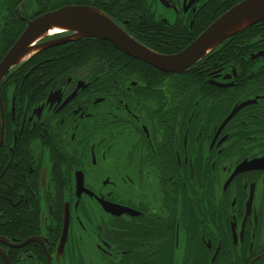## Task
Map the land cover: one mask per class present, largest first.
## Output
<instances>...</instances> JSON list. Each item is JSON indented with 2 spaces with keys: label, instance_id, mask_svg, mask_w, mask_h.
I'll return each mask as SVG.
<instances>
[{
  "label": "flooded vegetation",
  "instance_id": "obj_1",
  "mask_svg": "<svg viewBox=\"0 0 264 264\" xmlns=\"http://www.w3.org/2000/svg\"><path fill=\"white\" fill-rule=\"evenodd\" d=\"M81 1L173 56L211 0H138L130 20L124 0ZM41 3L0 0V56ZM89 40L0 87V264H264V38L181 74L92 61Z\"/></svg>",
  "mask_w": 264,
  "mask_h": 264
},
{
  "label": "water",
  "instance_id": "obj_2",
  "mask_svg": "<svg viewBox=\"0 0 264 264\" xmlns=\"http://www.w3.org/2000/svg\"><path fill=\"white\" fill-rule=\"evenodd\" d=\"M263 21L264 0H244L217 18L184 50L173 56H162L138 44L102 11L90 6H65L27 22L24 31L0 61V84L12 69L37 54L55 45L81 39L107 42L125 56L158 71L181 74L227 39ZM64 33H70V36L55 42H42ZM65 238L64 231L58 250L63 247Z\"/></svg>",
  "mask_w": 264,
  "mask_h": 264
},
{
  "label": "trees",
  "instance_id": "obj_3",
  "mask_svg": "<svg viewBox=\"0 0 264 264\" xmlns=\"http://www.w3.org/2000/svg\"><path fill=\"white\" fill-rule=\"evenodd\" d=\"M242 1L244 0H211L209 1V5H207L201 12V20L203 21V26L200 28V32L204 31L212 22H214L222 14L228 11L231 7L235 6L237 3H240ZM89 2L90 1L83 2L81 0H42V3L40 4V7L37 13L35 14V16H39L44 13L54 11L66 5H91L92 3L89 4ZM139 2L140 1L138 0H124L121 3L117 1L112 4L115 5V8L120 13L119 17H121L122 20H126V19L130 20L131 13L129 12L130 10L128 7H131L133 4H138ZM96 8L102 11L112 21L116 22L114 20L115 18L112 15H110V13H108L105 9H100L98 7ZM23 29H24V26L21 27L20 31L22 32ZM20 31L18 34H15L13 35V37H11V40L9 43L4 44L5 47H4V50L1 56L4 55L6 51L9 49V47H11L13 43L17 40V38L21 34ZM262 38H264V21L227 39L218 48H216L214 52L219 53V54L220 53L248 54L249 52H255L261 49L259 45L262 42ZM89 46H90L89 57H90V60L92 61L96 59L97 61L105 62L108 60L116 61L119 58L120 59L126 58L122 56L120 52L114 49L109 43H105L99 40H89ZM66 50H69V49H66ZM67 52L70 53L69 51ZM53 53H54V49L48 50L45 53H42L41 55L37 57L34 56L33 58H31V61H33L35 58L39 59L41 58L40 56L43 57L45 55H47L46 57L48 58L49 56L52 57ZM217 58L219 59V62H225V63L231 62L234 68L242 67L243 60H244L241 55L234 56L232 58L222 55V56H218ZM67 59H70V57L67 56ZM72 60L70 59L69 61L71 62ZM225 66H228V64H226ZM31 67H28V62H25L22 65L12 69L10 73L8 74V76L0 84V87L3 86L4 84H8V82L12 83V77L19 69L23 68L25 69L24 71H26L27 69ZM22 74H21V77H22Z\"/></svg>",
  "mask_w": 264,
  "mask_h": 264
},
{
  "label": "bare ground",
  "instance_id": "obj_4",
  "mask_svg": "<svg viewBox=\"0 0 264 264\" xmlns=\"http://www.w3.org/2000/svg\"><path fill=\"white\" fill-rule=\"evenodd\" d=\"M52 35V34H51Z\"/></svg>",
  "mask_w": 264,
  "mask_h": 264
}]
</instances>
